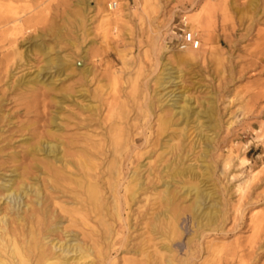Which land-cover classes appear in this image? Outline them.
Returning <instances> with one entry per match:
<instances>
[{
  "label": "rangeland",
  "instance_id": "374dc122",
  "mask_svg": "<svg viewBox=\"0 0 264 264\" xmlns=\"http://www.w3.org/2000/svg\"><path fill=\"white\" fill-rule=\"evenodd\" d=\"M112 1L0 0V181L19 178V166L30 158L24 154L29 144L50 127L56 131L54 116L61 123L56 131L61 138L88 133L98 139L103 129L97 117L103 119L113 105L124 102L130 122L141 124L133 128L135 136H149L148 141L137 140L136 149L143 151L137 159L146 168L148 190L132 206L131 236L112 250L114 264H125L126 258L139 264H264V0H117L112 12L121 15L116 20L105 15ZM182 15L201 46L189 64H181L183 75L176 83L157 87L165 57L190 49L175 45L172 30ZM60 62L70 67L59 72ZM170 64L176 66L172 60ZM84 66L87 77L81 74ZM181 94L202 110L199 126L179 118L161 135L157 105L143 126L146 98L163 101L172 114L168 103ZM88 104H101L98 114L84 108ZM210 106L212 126L204 113ZM83 119L87 127H81ZM164 143L168 150L163 152ZM167 164L184 172L166 173ZM36 173L43 186L44 169ZM163 180L170 183V205L164 200ZM192 183L210 193L204 208L217 205L210 224L199 221L191 207L196 195L186 189ZM169 220L177 221L180 231L170 242L161 229L146 230L148 224L163 226ZM69 222L64 218L62 225ZM70 229L84 239L80 228ZM140 247H145L147 260L135 251Z\"/></svg>",
  "mask_w": 264,
  "mask_h": 264
},
{
  "label": "bare ground",
  "instance_id": "6f19581e",
  "mask_svg": "<svg viewBox=\"0 0 264 264\" xmlns=\"http://www.w3.org/2000/svg\"><path fill=\"white\" fill-rule=\"evenodd\" d=\"M252 2L255 1L251 0L250 4ZM126 4V1H122L123 7ZM112 9L108 6L105 15L108 19L113 16L116 20L121 13L119 11L112 12ZM190 14L197 21L202 31L206 32L205 26L201 25L200 17L193 15V12ZM14 20L19 21V18ZM192 29L194 30V28ZM196 50L194 48L177 50L169 57H165L162 71L159 72L158 70L160 74L157 72L159 74H157L159 84L157 87H165L168 83L175 82L177 78L182 77L181 64H189L190 59L195 56ZM171 60L176 62V66L170 64ZM47 62L48 64L52 63V58L48 57ZM56 64L59 72L65 70L66 67H70V63L60 62ZM86 72H88V68L84 66L81 74L84 73L83 76L87 77ZM40 75V72H38L35 76L38 82L41 80ZM113 88L117 87L114 86ZM135 89L137 90V88ZM114 94L116 95V92ZM67 96L64 95L65 98ZM151 97L153 98V96ZM152 98H146V101H143L144 103L141 105V110L145 113L143 126H148L149 117L156 105L161 109L158 114L159 133L161 135L171 125L178 124L179 118L182 119H180L181 123L193 121L197 122L198 126L201 124L202 110L197 109L192 100L186 98V95L181 94L169 103L167 101L174 109L172 114H167L163 107V101L157 104ZM107 99L109 100V98ZM123 103L118 106L113 105L109 114L106 113L107 116L103 119L97 117L96 123L103 129L101 131L102 137L98 139L92 138V135L88 133H79L73 139L66 140L63 136L61 138L59 136L60 132L59 134L56 132L58 129H62L60 127L61 123L54 116L52 123H54V128L56 126V131H53L50 127L46 133L39 134L36 143H30L31 145L28 143L30 147L28 146L29 148L24 154L30 158L28 162L19 166L22 168L18 172L19 174L17 173L19 178L11 177L8 181L7 179L4 182L0 181V264H114L115 260L111 257L112 250H118L117 244L125 243L131 236V219L133 218L132 211H134L132 206L138 200L140 192L148 190V186L144 185L143 179V171L146 168L143 167L141 160L137 159L138 155H143V151L140 153L136 149L140 146L137 144V140L148 141L149 136L145 135V139L135 136L133 128L140 127L141 124L130 122L131 116L125 110L127 103ZM100 107L101 104H99V107L97 104L84 106L93 115L98 114ZM213 110L212 106L204 109V113L209 115V120L207 119L209 126H212L210 122L213 120ZM84 121L85 119L82 120L81 127L86 126ZM49 137L55 140L49 139ZM162 147H164L163 152L168 150L167 144L164 143ZM21 156L23 157V155ZM37 156H39V161ZM170 166V164H167L164 168L166 173H170L174 169L173 174L184 172V169L179 168V166L174 167V169ZM40 169H44L46 174L43 186L36 180L40 176L36 172L39 173ZM32 178H35V180ZM163 182L166 193L164 200L170 205L173 201L169 191L170 183L166 180H163ZM200 188L197 184L192 183L187 186L186 190L188 192L186 194L195 193L196 197L191 207L199 221L205 219V224H210L213 222L218 210L217 205L212 204L204 208L203 203L210 193L204 192ZM58 197L66 198L62 202H70L75 205L69 207L67 204H62V202L57 201ZM64 218L69 219V224H71L63 226L62 220ZM93 221L95 225L90 223ZM157 225L158 221L157 223L148 224L146 226L147 232L153 230L159 232V229H161V234L165 235L169 242L178 233L180 234L177 221L172 222L169 220L166 225ZM71 226L80 228L84 239L80 240L78 238L77 231L73 230V233H71ZM90 242H93L94 245ZM165 246L170 248L169 243ZM140 248V251L136 248L135 251L140 252L147 260L144 252L145 247ZM129 250H132V248ZM126 259L125 264L140 263L133 258ZM168 264H171V262L169 261Z\"/></svg>",
  "mask_w": 264,
  "mask_h": 264
},
{
  "label": "built area",
  "instance_id": "2783aa9c",
  "mask_svg": "<svg viewBox=\"0 0 264 264\" xmlns=\"http://www.w3.org/2000/svg\"><path fill=\"white\" fill-rule=\"evenodd\" d=\"M117 3V0H113L109 6L116 8ZM172 31L174 33L175 45L178 48L198 49L201 46V38L189 25L186 15L181 16L179 22L175 24Z\"/></svg>",
  "mask_w": 264,
  "mask_h": 264
}]
</instances>
